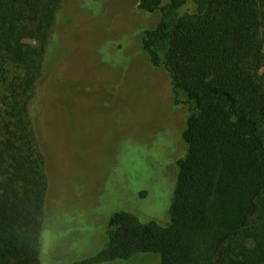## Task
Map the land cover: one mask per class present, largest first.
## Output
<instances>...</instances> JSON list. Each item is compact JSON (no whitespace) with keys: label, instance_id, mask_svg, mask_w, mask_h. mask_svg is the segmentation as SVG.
<instances>
[{"label":"trees","instance_id":"16d2710c","mask_svg":"<svg viewBox=\"0 0 264 264\" xmlns=\"http://www.w3.org/2000/svg\"><path fill=\"white\" fill-rule=\"evenodd\" d=\"M138 2L158 15L142 51L188 112L170 220L118 211L104 247L69 264H264V0ZM64 7L0 0V264H41L48 177L31 107Z\"/></svg>","mask_w":264,"mask_h":264},{"label":"rangeland","instance_id":"374dc122","mask_svg":"<svg viewBox=\"0 0 264 264\" xmlns=\"http://www.w3.org/2000/svg\"><path fill=\"white\" fill-rule=\"evenodd\" d=\"M138 5L64 0L31 107L48 177L41 264L96 254L118 211L169 223L188 112L173 105L170 76L142 51V31L158 15Z\"/></svg>","mask_w":264,"mask_h":264}]
</instances>
